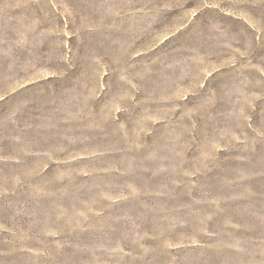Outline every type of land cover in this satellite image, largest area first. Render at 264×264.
Segmentation results:
<instances>
[{"label": "rangeland", "instance_id": "374dc122", "mask_svg": "<svg viewBox=\"0 0 264 264\" xmlns=\"http://www.w3.org/2000/svg\"><path fill=\"white\" fill-rule=\"evenodd\" d=\"M0 264H264V0H0Z\"/></svg>", "mask_w": 264, "mask_h": 264}]
</instances>
